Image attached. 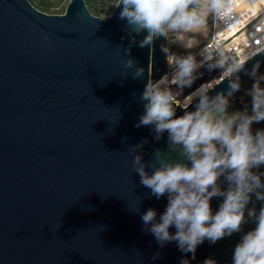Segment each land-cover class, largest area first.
<instances>
[{
	"label": "water",
	"instance_id": "95a60500",
	"mask_svg": "<svg viewBox=\"0 0 264 264\" xmlns=\"http://www.w3.org/2000/svg\"><path fill=\"white\" fill-rule=\"evenodd\" d=\"M116 6L97 17L85 0H70L64 14H47L29 0H0V264H203L207 258L233 264L235 246L256 226L252 221L214 244L205 240L195 259L176 242L161 247L145 230L141 213L154 208L159 218L168 201L140 183L130 147L147 139L145 161L168 150L166 133L156 141L150 127H135L149 77L168 72L161 51L167 40L141 48L144 32L133 34L132 44ZM257 62L260 73L264 51L238 73L236 93ZM136 68L144 69L139 79ZM228 87L225 78L209 95L226 94ZM252 127L264 129V121ZM222 199L211 200L213 213ZM253 201L257 210L264 203Z\"/></svg>",
	"mask_w": 264,
	"mask_h": 264
},
{
	"label": "clouds",
	"instance_id": "9594fccd",
	"mask_svg": "<svg viewBox=\"0 0 264 264\" xmlns=\"http://www.w3.org/2000/svg\"><path fill=\"white\" fill-rule=\"evenodd\" d=\"M116 7L121 8L119 18L126 20L132 44L137 43L133 34L144 32L147 35L138 42L141 48H151L161 37L168 41L161 45V51L171 72L159 80L149 77L140 96L144 112L135 125L150 127L156 141L166 133L168 150L157 149L152 159L145 161L141 151L147 139L130 147L140 183L152 196L160 199L166 195L168 201L159 218L154 208L141 213L145 230L161 247L176 242L180 251L191 253L195 259L197 247L205 240L214 244L241 232L242 226L252 221L256 226L235 246L233 264H264V203L257 210L253 201L254 196L256 202H264V171H260L264 166V129L254 132L252 127L264 121V74H259L260 63L246 72L254 81L247 90L250 108L245 105L243 110H230L231 98L241 87L238 73L245 70L248 60L237 61L222 51L213 56L206 49L198 54L202 59L197 60V54L188 51L178 55L169 46L193 48L190 34L204 28L210 16L221 17L230 7L228 0H120ZM124 51L130 53V48ZM133 65L132 59L126 60V68ZM205 66L209 71L222 69V75L219 80L201 85L182 104L179 97L183 89L191 87L198 70ZM143 74V68H136L133 78ZM233 76L235 79H231ZM225 78H229L227 93L210 96L213 82ZM193 101L194 110H189ZM177 108L184 109V114L177 116ZM173 153L181 159H173ZM213 198H223L215 213ZM173 227L174 233L170 231ZM181 264L189 261L183 259ZM203 264L216 261L207 258Z\"/></svg>",
	"mask_w": 264,
	"mask_h": 264
},
{
	"label": "built area",
	"instance_id": "2783aa9c",
	"mask_svg": "<svg viewBox=\"0 0 264 264\" xmlns=\"http://www.w3.org/2000/svg\"><path fill=\"white\" fill-rule=\"evenodd\" d=\"M228 3L230 7L221 17H211L204 50L213 56L222 51L226 57L237 61L250 60L264 51V0H228ZM208 74L211 79L202 85L219 80L222 69L208 70ZM217 83L219 81L213 82Z\"/></svg>",
	"mask_w": 264,
	"mask_h": 264
},
{
	"label": "rangeland",
	"instance_id": "374dc122",
	"mask_svg": "<svg viewBox=\"0 0 264 264\" xmlns=\"http://www.w3.org/2000/svg\"><path fill=\"white\" fill-rule=\"evenodd\" d=\"M44 1L46 3L48 2V0H44ZM69 1L70 0H64V2H62V4H60L57 7V11L60 12L62 9L66 10V7H67ZM116 1L117 0H98L95 3V6L98 9L97 17H104V16H106V13L109 14L112 11L111 9L115 6ZM202 2H203V0H202ZM87 7H88V10L90 11L88 5H87ZM90 13L93 14L92 11H90ZM57 14H63V13H57ZM210 27H211V16L208 18L207 24L204 28L200 29L197 32L190 34L192 37V40L195 44V46L193 48H191L190 50H186L185 48L179 46L178 44H171L170 43L169 46L171 48V51L173 53L178 54V55H186V54H188V51H191L192 53L197 54V60L202 59V57H200L198 54L202 50H204V46L209 39ZM172 39H173V37L170 35L169 41H171ZM167 44H168V41H167ZM169 72H171V69L168 65V72L167 73H169ZM211 77L212 76L210 74H208L207 66L200 68L198 70V78L194 81V83L191 85V87H187V88L183 89V92H182L181 96L179 97L180 102L182 104L188 102L190 99L188 96L192 92H194L196 89H198L202 85V83H204L208 79H211ZM253 83H254V81L252 79V81L249 84V88L252 87ZM241 104H242L241 97L234 95L231 98L230 110H243L241 107Z\"/></svg>",
	"mask_w": 264,
	"mask_h": 264
},
{
	"label": "trees",
	"instance_id": "16d2710c",
	"mask_svg": "<svg viewBox=\"0 0 264 264\" xmlns=\"http://www.w3.org/2000/svg\"><path fill=\"white\" fill-rule=\"evenodd\" d=\"M98 0H85L86 5L89 6L90 11H92V13L94 15H98V9L95 6V3ZM29 2L38 10L45 12L47 14H57V13H65V10L62 9L60 12L57 11V7L62 4V2H64V0H48V2L46 3L44 0H29ZM119 2V0L116 1L115 6L117 5V3ZM114 6V7H115ZM114 7L111 9L113 10ZM108 13H106L107 15ZM259 74H264V73H259Z\"/></svg>",
	"mask_w": 264,
	"mask_h": 264
},
{
	"label": "flooded vegetation",
	"instance_id": "af4514ba",
	"mask_svg": "<svg viewBox=\"0 0 264 264\" xmlns=\"http://www.w3.org/2000/svg\"><path fill=\"white\" fill-rule=\"evenodd\" d=\"M261 73H264V70H263ZM251 81H252V79L250 80V82H251ZM250 82H249V83L243 88L242 91H240V92L234 94L235 96L241 97V99H242V104H241L242 109L245 107V105H248L249 108H250L251 98L248 99V100H246L245 102L243 101V100H244V97L247 95V90L250 89V88H249V84H250ZM263 84H264V82H262V85H263Z\"/></svg>",
	"mask_w": 264,
	"mask_h": 264
}]
</instances>
